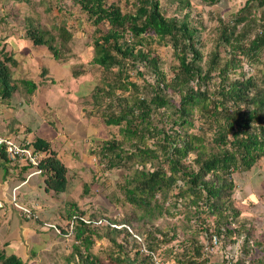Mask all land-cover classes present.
<instances>
[{
    "label": "trees",
    "instance_id": "16d2710c",
    "mask_svg": "<svg viewBox=\"0 0 264 264\" xmlns=\"http://www.w3.org/2000/svg\"><path fill=\"white\" fill-rule=\"evenodd\" d=\"M173 1H178V11L190 5L189 0ZM201 1L213 6L221 0ZM75 2L96 28L94 57L89 64L104 72L101 83L88 94L91 99L86 102L91 101L88 105L93 109L84 110L88 117L96 110L100 111L105 125L119 127L122 137V140L113 137L105 141L91 154L100 159L103 171H128L119 188L123 202L133 209L136 223L98 213L88 218L89 223L75 220L71 237L79 245H73L72 258L66 264H102L91 249L95 237L104 238L99 231L105 232V229L106 238L121 251L124 246L117 244L118 236L133 241L138 250L130 264H165L157 256L160 244L172 242L177 235L167 238L165 231L155 224L159 219L181 213L189 222L197 221L196 237L204 231L209 243L205 251L204 245L192 237L193 248L183 255L191 259L185 262L175 255L176 263L208 264L203 256L215 248L212 244L215 237L218 246L225 239L228 244L243 239L246 255H250L254 250L250 244L252 232L245 226L234 227L242 212L235 206L233 193L236 188L234 176L250 171L264 159V72L250 74L254 66H264V0H246L238 12L228 15L229 19H218L219 43L208 53L210 65L206 73L199 65L204 53L197 37L198 28L192 26L189 14L167 16L162 0H137L135 11L130 12H124L117 3L107 4L106 0ZM257 12H260L259 16ZM101 25L106 26L105 32L99 29ZM61 32L64 42H69V31L62 28ZM26 37L35 48H46L54 60L67 66V60L60 57V50L49 32L29 29ZM156 40L170 46L178 60L177 66L170 70L173 75L162 68L160 59L149 48ZM222 46L230 50L227 59L220 50ZM17 65L13 56L0 49L2 102L10 99L19 85L30 95L39 86L37 81L29 79L13 80L11 66ZM74 70L75 78L82 76L80 67ZM44 72L48 74V71ZM214 72L220 82L212 92L205 83L214 78ZM44 81L55 83L54 79ZM89 86L93 87L92 84ZM174 96L178 97L177 103L172 101ZM197 112L199 123L195 119ZM34 147L36 150L49 148L41 141ZM41 167L45 172L46 190L62 196L68 224L74 216H84L86 212L78 205L67 202L73 187L68 168L55 154ZM86 189L87 185L84 191ZM175 190L178 192L174 195ZM172 197L174 203L167 206ZM179 203L182 209H179ZM102 220L120 227L107 225L98 230V222ZM127 227L140 238L142 235L137 229L147 234L146 238L142 237L144 242ZM63 232L66 231L63 229ZM163 237L166 239L160 241ZM260 251L264 254V247ZM170 254L174 252L170 251ZM238 254L231 260L225 257L224 262L264 264V255L247 260L243 254L241 258ZM128 260V254L113 257L116 264H126ZM0 264L26 263L15 255L6 256L0 252Z\"/></svg>",
    "mask_w": 264,
    "mask_h": 264
},
{
    "label": "rangeland",
    "instance_id": "374dc122",
    "mask_svg": "<svg viewBox=\"0 0 264 264\" xmlns=\"http://www.w3.org/2000/svg\"><path fill=\"white\" fill-rule=\"evenodd\" d=\"M136 1L137 0H106L107 4L117 3L124 12L135 11ZM189 1L190 5L187 8L183 11H178V1L162 0L163 12L169 17H182L189 14L192 26L198 28L197 37L199 36V45H201L204 53V58L199 65L203 72L206 73L210 65L208 53L219 43L218 37L220 33L217 31L218 19L221 17L225 20L229 19L228 15L238 12L246 0H221L213 6H209L201 0ZM22 3H25L24 6L22 5L23 7L20 6ZM0 5L4 8L11 7L8 8V11H0V25L4 24L8 26L5 33L8 34V31H10V34H16V31H19L20 27L26 30V33L29 29H39L44 32H49L50 35L54 37V45L60 50V57L64 61L67 60V65L71 67L67 72L72 71L73 73L76 70H74V68L80 67V70L83 72L82 76L86 77V81L92 84L93 88H96L97 85L101 83L104 75L103 70L89 64L94 57L93 34L96 28L92 27L87 15L81 10V7L75 0H0ZM259 15L260 12H257V16ZM62 28H66L69 31L71 35L69 42H64V38L60 36ZM99 29L104 32L107 30L104 25H101ZM24 40H26L25 37ZM2 42H4V40ZM15 42H17V40ZM149 48L152 49L153 55L160 59L162 68L165 70L173 71V67L177 66L178 60L173 55V50L170 46L159 44L156 40V42H152V44L149 45ZM42 50H44L42 52L45 53L46 56L50 55L46 48ZM220 50L224 51L223 57L227 59L230 55L228 52L230 50H228L226 46H222ZM34 59L35 61H40V59ZM29 64L32 65L33 63L29 61ZM14 68L15 67L11 69ZM252 69L250 74H262L264 72V66H254ZM23 71L27 73V75L24 76L25 78H36L37 82H39L38 80L40 79L42 81L46 79L43 72H36L35 68L30 71L26 69ZM171 71L170 74H172ZM18 73H20L19 69H16L14 72V74H16L15 76H18ZM212 75L214 78L211 81H207L205 84L206 87L214 92L217 89L220 78H218L216 72ZM232 76L238 77V75ZM146 77L153 82L151 76L147 75ZM128 94L129 93H126V95ZM85 97L86 98L83 100L84 109H93L91 105H88L91 101H89L88 104L86 102L91 99L90 96L88 95ZM172 101L177 103L179 101L178 97H172ZM93 111L94 110H92V112ZM60 113L63 114V111L60 110ZM85 114L88 115L87 112ZM196 114L195 119L198 122V118L196 117H198L199 114L198 112ZM92 115L99 117L97 119L100 123L97 128L103 129L99 132L101 133L100 138H104V140L96 141L94 146L95 149L99 150L105 141L111 140L113 137L122 140L120 128L116 126L106 127L105 124H103L104 119L100 111L96 110V113ZM64 119H67V117ZM95 158L96 166L94 167H72L73 169L68 173V177L73 187L71 193L68 194V200L66 196L63 195L64 199H66L68 203L78 205L82 211H85L86 214L84 217L86 219H90L94 213H98L110 218L115 217L120 220H127L130 223L132 221L135 224L136 220L133 219V209L123 202L122 192L119 188V186L124 183V178L128 171L124 169L103 171L104 167L100 166V159L96 156ZM234 181L236 188L233 193V201L235 206L242 212L241 217L237 219L234 227L239 229V227L245 226L252 232L250 244L254 246V250L250 255H246L243 247V239H239L235 244H228L227 242L229 241L225 239L223 244L216 246L213 250L209 251L210 253L204 254L203 260H207L208 264H223L225 263V257H229L231 260L232 256L236 258L238 253L240 254H238L239 258H241L243 254L244 259L247 260L259 259L264 255L263 252L260 251V249L264 247V159L259 161L250 171L235 175ZM85 185H87L86 191H84ZM177 192L178 191L175 190L174 195ZM85 193L88 194L85 195ZM56 198L60 201L62 196L60 195ZM173 203L174 197H172L166 205L172 206ZM180 206L181 204L179 203L178 207ZM63 208L65 207L62 206L60 212L58 210L56 212L62 214L60 215L61 219H42V224H53L62 232L63 229L66 231L68 229V219L65 218V210H63ZM179 209H182V207ZM209 222L212 224V219H209ZM196 224L197 221L193 220L189 222L185 214L182 213L156 221L155 227L164 230L167 238L172 239L174 234L177 235L176 239L172 240V242L160 244L157 254L158 259L160 258L165 261V264H178L174 259V256L177 255L182 261H189L191 258L184 257L183 255L187 249L193 248L190 240L192 237L200 241L205 248L207 243H209L207 240L208 238L205 236L204 231L200 232V237H196ZM98 226H100L97 228L98 230L107 227V225L101 226L100 224H98ZM44 227L46 226L44 225ZM61 227H63V229ZM106 232L107 229H105V232L99 231L100 235L104 236V238L96 239L95 237L91 252L100 258L102 264H116L113 261V257H116L118 254H122V257H125V255L128 254L129 260L126 264H130L132 259L136 258V251L138 250V248L134 246L133 241H126L123 236H118L117 244L124 246L123 251H121L114 243L106 238ZM129 232L131 233L130 230ZM137 232L141 234L143 238H146L147 234H143L139 229H137ZM44 233L45 234H43L40 239L42 240L41 242L45 241L43 243H46V245L39 244L41 246L32 248L35 257L38 256L35 259V264H66L68 259L72 258V253L74 251L73 245H79V243L77 244L72 237L57 234L53 229H44ZM133 233L135 234L136 232L133 231ZM160 235L157 234V236L161 237ZM134 236L141 242H144L142 237L141 240L136 234ZM163 239H166V237L159 238L160 241ZM145 247L146 246L141 247V250ZM206 249L207 247L205 251ZM170 251H173L174 254H170ZM6 252L7 254L12 253L11 250ZM32 252L31 255H33Z\"/></svg>",
    "mask_w": 264,
    "mask_h": 264
},
{
    "label": "crops",
    "instance_id": "0c3cea01",
    "mask_svg": "<svg viewBox=\"0 0 264 264\" xmlns=\"http://www.w3.org/2000/svg\"><path fill=\"white\" fill-rule=\"evenodd\" d=\"M8 8L11 7L0 5V11H8ZM7 27L0 25V49L13 56L18 63L17 67L11 69L13 80L29 79L24 77L27 73L23 70L35 68L36 72H43L46 79H54L55 83L38 80L39 86L32 95L19 85L10 99L1 100L0 137L18 136L32 144L35 150L38 141L44 142L49 148L37 151L44 152L45 158L55 154L68 168V172L72 171V167L96 166V158L91 151L96 141L104 140L100 138L99 132L103 129L97 128L99 117H88L83 106L85 96L93 87L89 86L85 76L75 78L72 71L67 72L70 66L57 62L50 53L46 56L42 52L44 47L35 48L22 27L16 31L17 35L10 34V31L5 33ZM29 61L33 64L30 65ZM16 69L20 72L18 76L14 74ZM44 71H48V74H44ZM29 80L37 81L36 78ZM3 146L0 145V252L11 250V254L5 253L6 256L15 255L26 264H35L38 256L35 257L32 248L46 245L40 237L45 234L44 229L48 228L44 225L49 223L43 225L42 219H59L64 203L57 200L59 194L46 190V177L43 174L28 177L35 168L9 159ZM17 203L38 213L40 220L37 221L41 222L26 218L16 206Z\"/></svg>",
    "mask_w": 264,
    "mask_h": 264
},
{
    "label": "built area",
    "instance_id": "2783aa9c",
    "mask_svg": "<svg viewBox=\"0 0 264 264\" xmlns=\"http://www.w3.org/2000/svg\"><path fill=\"white\" fill-rule=\"evenodd\" d=\"M0 145H4L3 147L6 150L7 156L12 161H20L24 165L33 166L35 168L34 171L29 175V177L34 175H39L43 172V170L40 168V165L42 161L45 159L44 152H39L34 150V148L31 146V144L28 141H25L24 139H21L18 136L16 138L0 137ZM14 203H16L15 197H14ZM16 206L24 213L26 218L35 219V220L39 218V214L32 212L29 208L19 205L18 203L16 204ZM77 219H80L86 223L90 222L88 221V219L83 218L81 216H74L73 220L70 222V224H68V229L66 230L65 233H63L56 225H49V227L53 228L59 235L71 237L73 235L74 222ZM98 224H103V222L100 221ZM127 228L131 231V233H133L130 227ZM212 244L214 247L218 246V240L216 237L213 239Z\"/></svg>",
    "mask_w": 264,
    "mask_h": 264
},
{
    "label": "clouds",
    "instance_id": "9594fccd",
    "mask_svg": "<svg viewBox=\"0 0 264 264\" xmlns=\"http://www.w3.org/2000/svg\"><path fill=\"white\" fill-rule=\"evenodd\" d=\"M0 107H1V98H0ZM31 146H32V144H31ZM33 147V146H32ZM35 150V149H34ZM37 151V150H36ZM46 159L47 158H45L43 161H42V163H41V165H40V168L43 170V172L41 173V174H43L44 175V169L41 167L42 166V164L46 161ZM27 166V165H26ZM31 167V166H30ZM33 167V166H32ZM31 174V173H30ZM29 174V175H30ZM41 174H39V175H41ZM29 175H28V177H29ZM45 176V175H44ZM32 177V176H31ZM34 213H36V212H34ZM38 214V213H37ZM81 217H83V218H85L84 216H81ZM29 219V218H28ZM30 220H33V221H37V220H40V215H39V218L37 219V220H35V219H30ZM89 221V220H88ZM102 222H103V224H100V225H113V224H111L110 222H108L107 220H102ZM99 223V222H98ZM49 225H53V224H45V226L46 227H48L49 229H50V227H49ZM113 226H115V227H117V228H119L120 226H117V225H113ZM51 229H53V228H51ZM54 230V229H53Z\"/></svg>",
    "mask_w": 264,
    "mask_h": 264
}]
</instances>
